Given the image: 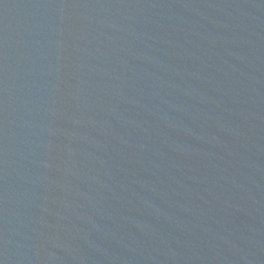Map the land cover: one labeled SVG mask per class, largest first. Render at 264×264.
<instances>
[{
  "label": "water",
  "instance_id": "95a60500",
  "mask_svg": "<svg viewBox=\"0 0 264 264\" xmlns=\"http://www.w3.org/2000/svg\"><path fill=\"white\" fill-rule=\"evenodd\" d=\"M0 264H264V0H0Z\"/></svg>",
  "mask_w": 264,
  "mask_h": 264
}]
</instances>
